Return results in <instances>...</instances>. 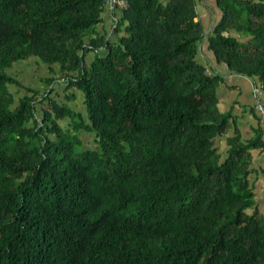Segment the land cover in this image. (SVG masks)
<instances>
[{
    "label": "trees",
    "instance_id": "obj_1",
    "mask_svg": "<svg viewBox=\"0 0 264 264\" xmlns=\"http://www.w3.org/2000/svg\"><path fill=\"white\" fill-rule=\"evenodd\" d=\"M126 1L113 43L107 0H0V264H264V128L218 146L234 122L198 60L196 0ZM217 3L210 51L264 87V0ZM31 59L55 74L17 102L8 69ZM61 80L86 118L52 97Z\"/></svg>",
    "mask_w": 264,
    "mask_h": 264
},
{
    "label": "crops",
    "instance_id": "obj_2",
    "mask_svg": "<svg viewBox=\"0 0 264 264\" xmlns=\"http://www.w3.org/2000/svg\"><path fill=\"white\" fill-rule=\"evenodd\" d=\"M196 11V20L201 23L203 28V40L199 45L198 60L209 68H217L218 71H215L216 73L223 74L224 81L218 92L219 108L222 113L233 116L232 122L234 124L229 135L218 139V146L221 151L227 152L232 137L240 134L243 141L248 142L256 135V131L260 127L264 128L256 109L258 103H264V87L258 78H250L232 72L226 65H219L215 55L210 51L209 39L223 17V12L219 9L217 0H196ZM122 16L121 10L112 8L107 2L101 13V22L96 28L97 36L115 43L118 40L115 29ZM103 51V48H99L96 51L87 52L85 60L88 64H91L96 54H102ZM54 70L58 72L59 68L54 67ZM8 73L21 84V86L14 84L10 86V91L14 94L17 102L27 94L29 88L43 93L46 89L43 80L53 77L55 74L51 71L50 66L41 64L35 59L16 63L8 69ZM48 89H52V97L60 102L67 103L74 111L80 112L85 118L87 117L83 92H77L76 97L69 100L68 96L73 93V90H67V82L57 81ZM81 137L87 143H90V138H95L94 135L86 132H82ZM251 153L253 158L251 168L253 172L249 178L254 187L255 198L264 213V149L255 148L251 150Z\"/></svg>",
    "mask_w": 264,
    "mask_h": 264
},
{
    "label": "built area",
    "instance_id": "obj_3",
    "mask_svg": "<svg viewBox=\"0 0 264 264\" xmlns=\"http://www.w3.org/2000/svg\"><path fill=\"white\" fill-rule=\"evenodd\" d=\"M107 2L112 6V8H117L119 10H124L129 7L126 0H107ZM256 109L259 112L260 120L264 125V103L257 104Z\"/></svg>",
    "mask_w": 264,
    "mask_h": 264
},
{
    "label": "rangeland",
    "instance_id": "obj_4",
    "mask_svg": "<svg viewBox=\"0 0 264 264\" xmlns=\"http://www.w3.org/2000/svg\"><path fill=\"white\" fill-rule=\"evenodd\" d=\"M61 82H62V83H66L65 80H61ZM78 97H79V96H78ZM93 141H94V138H90V142L93 143ZM87 145H88V144L84 141V146H83V147L86 148ZM88 146H89V145H88Z\"/></svg>",
    "mask_w": 264,
    "mask_h": 264
}]
</instances>
